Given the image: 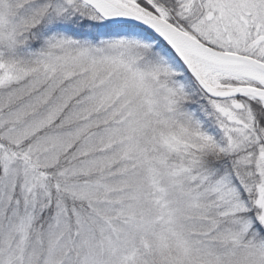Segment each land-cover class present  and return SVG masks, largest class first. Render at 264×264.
Here are the masks:
<instances>
[{
	"label": "snow or ice",
	"instance_id": "6c2138e0",
	"mask_svg": "<svg viewBox=\"0 0 264 264\" xmlns=\"http://www.w3.org/2000/svg\"><path fill=\"white\" fill-rule=\"evenodd\" d=\"M0 264H264V0H0Z\"/></svg>",
	"mask_w": 264,
	"mask_h": 264
}]
</instances>
